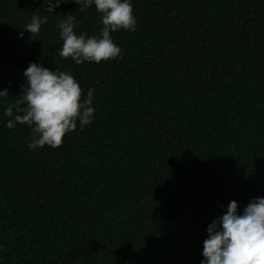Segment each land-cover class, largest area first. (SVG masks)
<instances>
[{
  "label": "trees",
  "instance_id": "trees-1",
  "mask_svg": "<svg viewBox=\"0 0 264 264\" xmlns=\"http://www.w3.org/2000/svg\"><path fill=\"white\" fill-rule=\"evenodd\" d=\"M42 2L0 0V264H200L228 202L264 197V0H132L118 58L79 65L57 23L98 35L100 14L68 0L18 38ZM30 62L94 89L92 122L56 149L4 126Z\"/></svg>",
  "mask_w": 264,
  "mask_h": 264
},
{
  "label": "clouds",
  "instance_id": "clouds-1",
  "mask_svg": "<svg viewBox=\"0 0 264 264\" xmlns=\"http://www.w3.org/2000/svg\"><path fill=\"white\" fill-rule=\"evenodd\" d=\"M68 0H43L38 11L33 12L30 22L18 33L23 38L29 33L28 40L39 38L41 25L45 22L40 15L42 9L55 13L61 3ZM84 11L94 7L100 14L98 35L87 36L74 31L75 16L66 14L58 21L59 36L62 44L58 55L71 58L75 64L82 62L107 61L118 58L120 48L110 33L121 29L135 31L136 17L132 0H72ZM26 83L22 86L23 95L15 108L8 105L4 115L9 117L4 123L8 129L16 124L27 125L31 137L26 140L29 150H38L45 146L56 149L62 143L66 133L77 128L82 129L92 122L94 89L89 87L81 99L79 82L68 72L56 71L41 63L30 62L23 70ZM11 85V82H9ZM8 95V90H0V97ZM207 236L202 242L200 264H264V197H255L238 211V202L229 201L221 215L213 219L206 228Z\"/></svg>",
  "mask_w": 264,
  "mask_h": 264
}]
</instances>
